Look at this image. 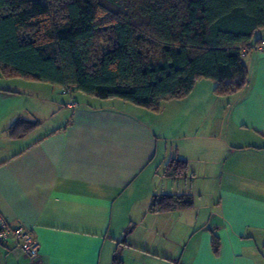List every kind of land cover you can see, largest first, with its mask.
<instances>
[{
  "label": "crops",
  "instance_id": "1",
  "mask_svg": "<svg viewBox=\"0 0 264 264\" xmlns=\"http://www.w3.org/2000/svg\"><path fill=\"white\" fill-rule=\"evenodd\" d=\"M242 60L241 90L199 79L156 112L0 72V217L39 243L34 260L0 244V264H264V47ZM19 118L41 124L10 139ZM173 158L185 175L164 174ZM155 194L193 205L153 213Z\"/></svg>",
  "mask_w": 264,
  "mask_h": 264
},
{
  "label": "trees",
  "instance_id": "2",
  "mask_svg": "<svg viewBox=\"0 0 264 264\" xmlns=\"http://www.w3.org/2000/svg\"><path fill=\"white\" fill-rule=\"evenodd\" d=\"M262 34L264 0H0V72L156 112L199 79L217 96L244 88L242 54ZM40 124L19 118L6 133L18 139ZM186 173L184 160L165 166L167 176ZM192 205L191 194H155L148 209ZM212 245L217 252L215 237Z\"/></svg>",
  "mask_w": 264,
  "mask_h": 264
},
{
  "label": "built area",
  "instance_id": "3",
  "mask_svg": "<svg viewBox=\"0 0 264 264\" xmlns=\"http://www.w3.org/2000/svg\"><path fill=\"white\" fill-rule=\"evenodd\" d=\"M264 47V37H262L260 44L257 48L261 49ZM72 88L65 86L62 89L63 94L71 93ZM76 101L70 97L67 106L74 107ZM10 240H15L24 255L30 260H34L39 254V243L34 238L32 233L24 228L20 223L11 227L7 221L0 217V244H6Z\"/></svg>",
  "mask_w": 264,
  "mask_h": 264
},
{
  "label": "rangeland",
  "instance_id": "4",
  "mask_svg": "<svg viewBox=\"0 0 264 264\" xmlns=\"http://www.w3.org/2000/svg\"><path fill=\"white\" fill-rule=\"evenodd\" d=\"M1 83V82H0ZM63 89V88H62ZM61 93H62V90H61ZM79 98H81L82 99V101L84 100V102H82V103H87V104H90V105H97V104H99V102L98 101H96L95 99H92V97H79ZM81 99H80V101H81ZM81 103V102H80ZM209 193V195H207L208 197H210V192H208Z\"/></svg>",
  "mask_w": 264,
  "mask_h": 264
}]
</instances>
